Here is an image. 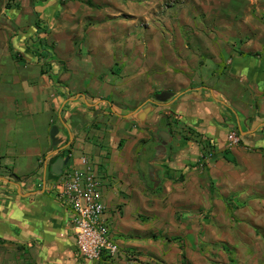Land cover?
Masks as SVG:
<instances>
[{"label":"crops","instance_id":"1","mask_svg":"<svg viewBox=\"0 0 264 264\" xmlns=\"http://www.w3.org/2000/svg\"><path fill=\"white\" fill-rule=\"evenodd\" d=\"M59 156L99 176L116 257L80 254ZM261 211L264 0H0V264H222Z\"/></svg>","mask_w":264,"mask_h":264},{"label":"built area","instance_id":"2","mask_svg":"<svg viewBox=\"0 0 264 264\" xmlns=\"http://www.w3.org/2000/svg\"><path fill=\"white\" fill-rule=\"evenodd\" d=\"M226 147L232 149L241 144L242 138L235 131L227 134ZM211 150L201 152L198 163L201 167L212 159ZM86 168L70 166L63 170L59 182L54 183L60 199L69 204L73 211V227L79 252L88 260H100L104 254L117 256L119 247L110 238L109 226L104 216L105 204L101 192V180L90 169L88 158H81Z\"/></svg>","mask_w":264,"mask_h":264},{"label":"rangeland","instance_id":"3","mask_svg":"<svg viewBox=\"0 0 264 264\" xmlns=\"http://www.w3.org/2000/svg\"><path fill=\"white\" fill-rule=\"evenodd\" d=\"M70 166L72 167V165H67L65 169ZM245 211L248 212L249 210L246 209ZM260 213L263 217V211H261ZM237 228L239 229L237 232H240L241 235H238L236 233L235 237L240 236L241 239L226 242V256L224 258V261L221 260V263L264 264V237L262 235L264 234V217L258 224L251 223L250 219H243V221H241V224L237 225ZM255 228L259 229L262 234H256ZM227 238H230V236H227Z\"/></svg>","mask_w":264,"mask_h":264},{"label":"water","instance_id":"4","mask_svg":"<svg viewBox=\"0 0 264 264\" xmlns=\"http://www.w3.org/2000/svg\"><path fill=\"white\" fill-rule=\"evenodd\" d=\"M171 97H174L173 92L164 91L157 96V100L164 102ZM57 133H58V127L55 126L51 130V137L54 140V142H53L54 145L58 144L56 141ZM59 150H61V149L59 148L58 150H55V151L58 152ZM157 154H159V153H157ZM69 161H70V157L59 156L58 158H56V160H54L53 162L50 163L49 171H51V173L54 176H60L63 173L65 166L68 165ZM47 170L48 169H46V172H47Z\"/></svg>","mask_w":264,"mask_h":264}]
</instances>
